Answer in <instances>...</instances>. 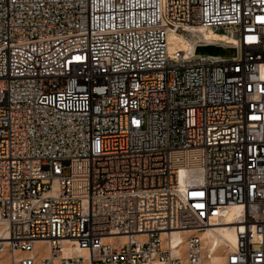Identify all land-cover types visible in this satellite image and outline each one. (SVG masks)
<instances>
[{"label":"built area","instance_id":"obj_1","mask_svg":"<svg viewBox=\"0 0 264 264\" xmlns=\"http://www.w3.org/2000/svg\"><path fill=\"white\" fill-rule=\"evenodd\" d=\"M0 228L10 264H264V0H0Z\"/></svg>","mask_w":264,"mask_h":264},{"label":"bare ground","instance_id":"obj_2","mask_svg":"<svg viewBox=\"0 0 264 264\" xmlns=\"http://www.w3.org/2000/svg\"><path fill=\"white\" fill-rule=\"evenodd\" d=\"M199 30H201V29H199ZM199 30L197 31V34L200 35L199 32H202V35L205 36L206 38H223V39H226L225 37H222V36L219 37L212 32H207V31H203V30L199 31ZM171 40H172L171 41L172 42L171 49L177 45H181L184 47L191 45L190 40H188L182 36H178L177 34H172ZM181 176L183 177V173ZM235 209L236 208H234V207L231 208V212L227 218V220H229L228 222H232L231 220H232V216H233ZM228 224H231V223H228ZM0 235H2V228H0ZM201 237H202V240H203L205 246L208 247L209 249H214V251L216 252V253H212L210 258L208 259V262H211V263L221 262L225 256L226 252L229 249H232V247L235 246L236 242H237L236 234H235V231H234V228L232 225H218V226H213V227L207 228L204 232L201 233ZM109 239L114 240V239H116V237L108 238V240ZM119 239L123 241L124 239H126V237L120 236ZM180 240L183 241L181 234H179L178 232H174L172 234V237H171V243L173 245H176ZM64 243H65V245L63 248V254L66 256H69L72 254H83V255L87 254V250L82 249L79 246H72V240H70L68 242H64ZM220 249H223V250L226 249V251L224 250L225 252L221 253ZM39 251L43 252L42 254L49 255L50 248L45 241L36 242L34 250H33V254H35L36 252H39ZM17 254L22 255V253H20V252H17ZM4 255L5 254H0V264H10V259L9 260L4 259L3 258Z\"/></svg>","mask_w":264,"mask_h":264},{"label":"rangeland","instance_id":"obj_3","mask_svg":"<svg viewBox=\"0 0 264 264\" xmlns=\"http://www.w3.org/2000/svg\"><path fill=\"white\" fill-rule=\"evenodd\" d=\"M221 32V31H220ZM197 53L202 55L212 54V55H219L222 57H233L237 54V49L233 47H225V46H217V45H207V46H200L197 48ZM221 250V251H220ZM221 253L225 252L226 249H220ZM223 250V251H222ZM9 255H4V259H10Z\"/></svg>","mask_w":264,"mask_h":264}]
</instances>
